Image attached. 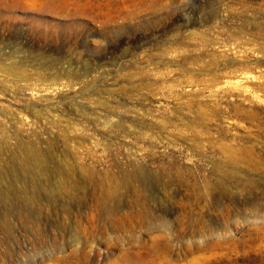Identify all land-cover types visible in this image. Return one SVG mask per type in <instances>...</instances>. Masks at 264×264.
I'll use <instances>...</instances> for the list:
<instances>
[{
	"label": "rangeland",
	"instance_id": "rangeland-1",
	"mask_svg": "<svg viewBox=\"0 0 264 264\" xmlns=\"http://www.w3.org/2000/svg\"><path fill=\"white\" fill-rule=\"evenodd\" d=\"M0 107L16 116L0 112V172L23 167L21 137L45 174L68 171L88 193L35 214L46 244L9 212L19 238L2 264H264V0H0ZM110 153L195 186L122 188L106 210L84 183ZM139 212L133 233L86 240L93 261L63 255L84 243L76 224Z\"/></svg>",
	"mask_w": 264,
	"mask_h": 264
},
{
	"label": "bare ground",
	"instance_id": "bare-ground-1",
	"mask_svg": "<svg viewBox=\"0 0 264 264\" xmlns=\"http://www.w3.org/2000/svg\"><path fill=\"white\" fill-rule=\"evenodd\" d=\"M0 112L4 113V114L9 113L10 118L16 117V116L12 115V111H10V112L6 111L5 112L3 110V107H0ZM1 123L2 122L0 120V125H2ZM124 127H126V126H124ZM2 128H4V127H2ZM0 138L4 142H7L9 140V135H7L4 130H2V134H1ZM22 140H23V138H22ZM26 140H28V138ZM63 142L66 144L67 138H63ZM26 144H27V142L25 143V141L23 143H21V137H19V139L16 140V147H18L22 151V156H23L22 159L25 161V162H23V164H24L23 167L21 166L20 169H13L8 173L6 172L7 174L0 172V207L5 208L7 210V211H2V212L0 211V213H1V215H0V233H1V235H0V248L4 247L6 251L9 250L10 244H17L18 238H19L18 235H16V233H14V226L15 225L11 221L12 214H8L9 212L12 213L13 210L16 209V213L18 214V219L20 220L19 230L21 228V230L24 232V233H21V235L23 237H26V236H28V237L29 236L39 237L38 239H40L43 242V244L44 243L46 244L45 232H46L47 226L42 227L41 230L38 231L39 229H37V227H36V220L37 219H36L35 214L37 212H38L37 215L41 214L42 212L40 213V211L43 210V208H51V207L56 208L55 204L57 203L59 197L65 198V196H66L70 201L69 204H75L76 203L78 206H80V205L85 203L86 196L88 195V193L86 191H84V188L82 187L81 184H76V180L73 179L72 175L68 171L60 172L63 174H60L59 176L57 174L58 171H57V173H56V171H52V174H50V175L45 174L46 172L42 168V164H41L42 153L35 150V148L31 149L30 143H29L30 147L27 146ZM16 150H18V149H16ZM107 151H109V150H107ZM107 151H105V152H107ZM91 152L88 151V153H89L88 155H89V157L92 158V161L96 163L97 161L93 157L94 153L91 154ZM110 156H112V158H111L112 162L106 168L97 169L95 167V165H90L89 169H88L89 174H88L87 178L84 177L85 178L84 186L91 185V186L97 187V188L95 187V189L99 190V192H96L95 194L92 192V195H93L92 197L95 199V201L99 202L100 205H102L104 208H106V210L110 209V205H112V203L113 204L121 203V199L123 198L124 192L127 191V193L128 192L135 193L138 190H144L147 187H151L153 184H155V182H160V183L161 182L162 183L180 182L181 184H187L188 186H190V189H193V187L195 186L194 178L191 175L188 174L189 176H184V173H181L175 167L170 168L169 166L167 167V166L163 165V166H160L159 168L153 170V169L148 168L142 162L137 161L135 159L131 160L130 158L127 157L126 161L119 162L118 160H116V158H115L116 156L113 153H110ZM70 168H69V170H70ZM53 172H55V173H53ZM53 179H55V181L58 183L55 185H51V182ZM4 181L7 182V185L5 184ZM87 184H89V185H87ZM173 186L172 187L170 186V187L173 189ZM209 186H210V184H209ZM122 188H125L124 192H122ZM194 193H195V191H194ZM140 198L141 197L134 200V202L137 206L142 205V201L140 200ZM95 206H96V204H95ZM139 211H143V210L140 208ZM96 214H98V213H96ZM107 215H108V213H107ZM14 216H16V215H14ZM116 216H117V214H116ZM123 216H124V218H123L124 221L121 220L122 226L120 225V227H119V224H116L114 221H112V219H110L108 217H106L105 219L103 218L104 219L103 221L102 220L99 221V219H92L90 221L88 220L89 225H88V227H85V228H81V227H79L78 224H76V227L73 228L74 232L72 234V237H74V236L81 237L84 239V240H82L84 243L80 244V245L74 244L73 247H76V250L72 251V252H68V253L63 252V255H68L74 261H76L78 263L79 262L82 263V262H87V261H93V259H94L93 257L96 255V252L92 248V245L88 244V242L86 241L88 238H95L97 234H99V235L103 234L104 235L108 231H112V230L117 229V228H121L124 231H129V232L133 233V231L135 230L134 229L135 226L139 225L143 219V212L142 213L139 212V214H137V215H131V213H130V214H125ZM98 217H99V215H98ZM98 217H94V218H98ZM115 218H117V217H115ZM132 219H136V220L133 221ZM59 225L67 233H70L72 231V228H70L68 226V224H66L65 220L61 221V224H59ZM116 235L118 236V234H116ZM123 235H125V234H123ZM120 236H119V239H120ZM127 236H128V234H127ZM130 238H132V237H130ZM117 239L115 241H117ZM119 239H118V241H119ZM121 241H122V239H121ZM128 243H130V242H128ZM52 244H56V242H54ZM120 244H121V242H120ZM138 244H139V242H138ZM111 245H112V243H111ZM127 245H126V247H127ZM151 245H152V243H151ZM165 245H166L165 243L162 244L159 241H157L155 243L156 248H161ZM119 247H121V246H119ZM153 247L154 246H152V248ZM142 249H143V247H142ZM155 250H158V249H155ZM162 251H163V249H162ZM167 251H169V250H167ZM15 253L16 252H0V263L2 264V262H4V258L6 259L8 257L10 258V260H13ZM132 253H133V251H132ZM23 254H24V252H23ZM63 259H65V257H63ZM7 263H9V262H7ZM4 264H6V263H4Z\"/></svg>",
	"mask_w": 264,
	"mask_h": 264
}]
</instances>
